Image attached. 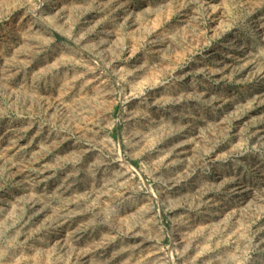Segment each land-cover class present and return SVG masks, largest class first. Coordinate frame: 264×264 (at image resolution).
<instances>
[{"label": "rangeland", "instance_id": "1", "mask_svg": "<svg viewBox=\"0 0 264 264\" xmlns=\"http://www.w3.org/2000/svg\"><path fill=\"white\" fill-rule=\"evenodd\" d=\"M6 204L0 264H264V0H0Z\"/></svg>", "mask_w": 264, "mask_h": 264}, {"label": "bare ground", "instance_id": "2", "mask_svg": "<svg viewBox=\"0 0 264 264\" xmlns=\"http://www.w3.org/2000/svg\"><path fill=\"white\" fill-rule=\"evenodd\" d=\"M69 79V78H68ZM65 80V79H64ZM69 83V82H68ZM68 86V85H67ZM30 199V198H29ZM34 209V212H33V216L36 217L38 220H42L44 218V216L46 215V210L44 207H41L40 209H37V207L35 206V204H32V207ZM4 210L6 211V217L4 218H0V225L2 226L3 225V222L5 223L6 220L11 217V207L8 206V204L4 205ZM17 230V229H16ZM67 235L69 236V232L67 231ZM67 235H63L64 238L67 237ZM67 239V238H66Z\"/></svg>", "mask_w": 264, "mask_h": 264}, {"label": "trees", "instance_id": "3", "mask_svg": "<svg viewBox=\"0 0 264 264\" xmlns=\"http://www.w3.org/2000/svg\"><path fill=\"white\" fill-rule=\"evenodd\" d=\"M56 38L60 41H66L63 37L59 36V35H56Z\"/></svg>", "mask_w": 264, "mask_h": 264}]
</instances>
